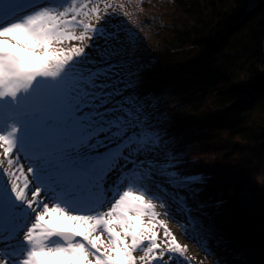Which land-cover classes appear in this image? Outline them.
I'll use <instances>...</instances> for the list:
<instances>
[{"label":"snow or ice","instance_id":"obj_1","mask_svg":"<svg viewBox=\"0 0 264 264\" xmlns=\"http://www.w3.org/2000/svg\"><path fill=\"white\" fill-rule=\"evenodd\" d=\"M40 2L0 0V264H136L137 250L167 264L156 255L157 204L187 210L182 193L195 196L205 178L180 168L161 97L135 91L138 36L93 25L103 0ZM87 40L90 52L61 47ZM164 229L168 259L191 264Z\"/></svg>","mask_w":264,"mask_h":264},{"label":"trees","instance_id":"obj_2","mask_svg":"<svg viewBox=\"0 0 264 264\" xmlns=\"http://www.w3.org/2000/svg\"><path fill=\"white\" fill-rule=\"evenodd\" d=\"M155 1L169 18L134 12L148 30L135 91L161 97L180 168L205 178L177 217L202 253L191 264H264V0Z\"/></svg>","mask_w":264,"mask_h":264},{"label":"rangeland","instance_id":"obj_3","mask_svg":"<svg viewBox=\"0 0 264 264\" xmlns=\"http://www.w3.org/2000/svg\"><path fill=\"white\" fill-rule=\"evenodd\" d=\"M141 0H103V3H108L112 5V8L108 9V13L109 14H105L104 12V8H103V3H101V19L97 22L95 20L92 21L93 25L96 27H101V26H105L107 25L109 30H115L117 28H121V29H128L131 30V32L135 33L139 38V47L146 49L147 46L145 44V40H146V35H148V30L147 28L144 27L143 24H141V22H138V18H136L134 16V12L136 8H141V16L143 18H152L153 21H155V16L154 15H150V12H154L155 10H157V7H162V9L159 10L158 16H160V18H169V15L166 16L164 14V11L167 10V6H162L160 4H157L154 0V3L152 2V6L150 9H144L142 8L141 5ZM49 3V0H41L39 6H47ZM33 9H29V11H32ZM168 12H170V10L168 9ZM155 13H157L155 11ZM151 32V31H150ZM77 35L80 34V30L78 29L76 32ZM155 40L152 41L151 45L154 46ZM94 41L92 40H87L84 43H79L76 41H71V42H67L65 44H63L61 47L68 49L74 46L77 47H84L86 52H90L91 48L88 47V45L93 44ZM152 46V47H153ZM0 160H5V157L3 156V149L0 148ZM21 162L24 164V170L25 173L28 174V166L29 163L27 160L24 159V156L21 155ZM4 168L7 167V163L5 162V164L3 165ZM0 171H2V169H0ZM6 179V177H5ZM29 179L31 180V175H29ZM35 184H31L30 185V189L32 187H34ZM29 196L31 197V192H29ZM41 196H44V193H41ZM165 203H168L169 200H165ZM45 202L47 203V199L45 200ZM52 205L49 204V207H51ZM156 211L160 213L159 217H158V221L162 222V224L164 226L167 227V229L170 230V232L175 236V239L177 240V242L182 245L185 246L187 248V251L185 253V258L192 262V259H197L200 258L202 256L201 250L200 248L196 245V243L190 238V236L188 235L187 231H185V228L183 226V224L179 221V218H177L179 216L178 213H180V211L178 210V208H176L174 205H170V209L168 212V215L164 214V208L160 207L159 203L157 204V208ZM133 219H135V217L133 216ZM142 220V222L145 225H149L150 223L156 224V222L150 221V219L148 217H142L140 218ZM164 226H160L159 224H157V226L155 228H153V231H155L157 233V242L160 244V248L156 250V255L157 258H159L160 252L163 251L165 253L164 255V261L167 262V264H175V261L169 260L168 259V254H167V246L165 243V229ZM183 226V227H182ZM116 231H120L119 228L116 229ZM145 236H150L149 233H145ZM122 240H124L126 243L131 244V239L130 238H124L123 235L121 236ZM101 240L103 241L104 245H108V251L111 252V245H110V241L108 240L107 235H104L101 237ZM148 241L145 240L144 243L146 244ZM102 251H104V248H101ZM135 259H136V264H157V260H153L151 259V257H146L145 260H141L140 258L142 256L145 255V253L143 251L137 250L133 253ZM203 258V257H202ZM200 258V260L202 259ZM90 259H92L90 257ZM196 261V260H195Z\"/></svg>","mask_w":264,"mask_h":264}]
</instances>
